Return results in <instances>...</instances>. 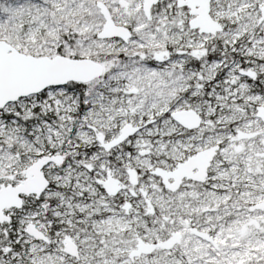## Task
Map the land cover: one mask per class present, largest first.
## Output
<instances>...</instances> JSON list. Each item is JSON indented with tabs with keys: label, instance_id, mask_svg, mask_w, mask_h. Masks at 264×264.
<instances>
[{
	"label": "snow or ice",
	"instance_id": "6c2138e0",
	"mask_svg": "<svg viewBox=\"0 0 264 264\" xmlns=\"http://www.w3.org/2000/svg\"><path fill=\"white\" fill-rule=\"evenodd\" d=\"M0 264H264V0H0Z\"/></svg>",
	"mask_w": 264,
	"mask_h": 264
}]
</instances>
